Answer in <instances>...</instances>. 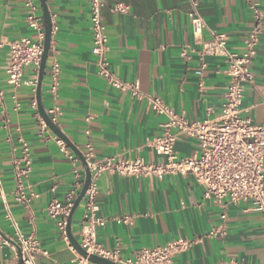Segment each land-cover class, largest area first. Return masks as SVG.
I'll return each instance as SVG.
<instances>
[{
    "label": "crops",
    "instance_id": "1",
    "mask_svg": "<svg viewBox=\"0 0 264 264\" xmlns=\"http://www.w3.org/2000/svg\"><path fill=\"white\" fill-rule=\"evenodd\" d=\"M264 14V0H257ZM51 17L52 36L41 103L47 112L52 106L48 94V67L60 66L58 96L54 102L61 112L55 125L61 135L82 154L91 143L94 160L116 157L160 163L164 160L148 145L159 136L164 117L154 115L146 100L107 86L97 75L92 53L88 0H45ZM192 2L205 22L199 35L193 33L189 15ZM43 26L38 0H0V36L4 42L21 38L36 39L27 23L31 9ZM110 69L125 82H138L142 94L159 97L189 121L220 116L228 79L222 60L203 58L198 51L212 34L226 38L227 49L240 55L252 28L251 13L244 0H104ZM117 4L129 7L127 13L112 11ZM186 52L183 57L182 52ZM6 45L0 49V264H15L14 229L6 219L7 209L19 229L35 234L48 257L38 264H93L82 262L67 239L61 238L56 220L46 215L52 200L63 201L74 190L78 169L54 140L49 128L39 137L37 112L30 106L36 90L22 84L17 89L6 83ZM253 84L245 91L239 116L253 124L264 121V21L257 53L251 63ZM32 66L24 68L23 81H37ZM36 89V88H35ZM42 118V117H41ZM87 118L89 119L87 121ZM43 119V118H42ZM29 145L32 171L25 180L26 193H33L27 206L15 201L14 159L19 156L18 137ZM179 158L199 156L194 139L181 135L175 145ZM97 243L106 250H118L122 259L131 258L143 248L165 245L173 240L191 242V247L176 255L173 264H264V226L250 202L223 206L203 197V188L190 175L163 179L103 174L98 182ZM55 187L54 192L51 191ZM29 189V190H28ZM80 191V190H79ZM78 191V193H79ZM77 193V195H78ZM85 211L84 200L72 216L70 231L79 243ZM225 215V219H221ZM219 229L215 235L212 230Z\"/></svg>",
    "mask_w": 264,
    "mask_h": 264
},
{
    "label": "built area",
    "instance_id": "2",
    "mask_svg": "<svg viewBox=\"0 0 264 264\" xmlns=\"http://www.w3.org/2000/svg\"><path fill=\"white\" fill-rule=\"evenodd\" d=\"M244 1L253 21L245 40V51L240 55L231 53L226 47V38L222 34H212L211 40L203 44L198 51L201 68L205 67L203 58L206 56L218 58L225 64L223 73L228 82L221 114L216 119L189 121L185 115L176 113L159 97L142 94L138 82H125L110 69L107 57L108 37L102 17L105 3L104 0H88L92 53L96 57L97 75L107 86L121 93H128L137 100H146L154 115L164 117V121L160 123L162 133L148 141L153 151L164 158L160 163L145 162L142 158L128 160L111 157L94 160L92 144L86 145L83 157L91 179L83 199L85 211L79 244L88 254L116 264H173V258L188 250L192 244L189 241L177 239L162 246L143 248L133 257L126 259L120 258L118 250H106L100 246L96 240V230L104 224V220L98 216L96 201L99 195L97 182L103 174L158 180L167 175H190L203 188L204 199L212 200L217 205L223 206L225 199L232 204L249 201L250 210L261 216L264 226V121L261 124H253L249 119L239 116L245 91L253 84L251 63L257 53L263 31L264 14L257 0ZM27 5L31 9L27 23L34 31L36 39L21 38L4 42L0 36V49L6 45L8 52L5 65L6 83L14 89L22 84L30 85L35 91L37 81L24 82L23 71L25 67L32 66L38 72L43 54L44 30L40 24V18L35 14V6L31 3ZM192 5L194 10L189 17L193 33L199 35L205 28V22L196 10V2H192ZM112 11L127 13L129 7L117 4ZM181 55L185 57L186 52L183 51ZM48 75V94L53 106L46 113L50 122L56 125L61 115L59 108L54 105L60 82V66L56 61L50 63ZM0 106L4 114V95L1 89ZM30 106L37 112L36 99L30 102ZM36 115L40 124L39 137L43 138L48 131V126L38 114ZM181 135L196 141L200 150L199 156L178 157L175 145ZM17 140L19 156L13 163L15 180L13 196L16 202L27 206L35 197L33 193L27 195L25 186V180L32 171V157L28 143L20 136ZM54 140L72 163L77 162L76 156L70 153L63 140L57 137H54ZM73 172L76 178L74 190L69 192L62 202L52 200L46 207L48 218L53 220L58 218L57 226L65 242L68 239L67 218L77 193L83 185L79 170L75 169ZM54 188L52 187V192ZM6 219L14 229L15 264H18L19 259L21 264H38L39 259L48 257V252L41 247L35 231L24 234L8 209ZM221 219H225V215H221ZM218 232L219 229L212 230L210 235ZM81 261L87 260L82 258Z\"/></svg>",
    "mask_w": 264,
    "mask_h": 264
},
{
    "label": "water",
    "instance_id": "3",
    "mask_svg": "<svg viewBox=\"0 0 264 264\" xmlns=\"http://www.w3.org/2000/svg\"><path fill=\"white\" fill-rule=\"evenodd\" d=\"M38 1L40 3L42 13H43L44 40H43V54H42L39 68H38L37 87H36L37 110L39 114L41 115V117L43 118V120L45 121V123L47 124L48 128L54 134H56L61 140H63V142L75 152V154L77 155V157L79 158L81 162V165L83 167V172H84L83 185L76 199L74 200L73 206L71 207L68 218H67V227H66L67 238L70 244L75 249V251L81 256V258L87 260L88 262L93 263V264H116L109 260L101 258L99 256L88 254L84 249L81 248L80 244L73 238L71 231H70V224H71L72 216L75 213L76 209L79 207V205L82 203L85 197L86 191L90 184L91 174L86 167V162L84 160L83 154L77 151V149H75V147H73V145H71L69 141L64 139V137L61 135L57 127L50 122V119L41 103V94H40L41 85H42V80L45 74L47 59H48L49 50H50L51 36H52V24H51V17L48 12L45 0H38ZM18 264H21L20 259L18 261Z\"/></svg>",
    "mask_w": 264,
    "mask_h": 264
}]
</instances>
